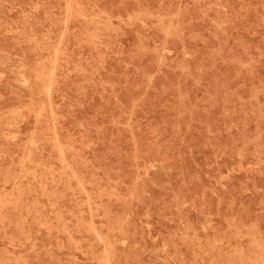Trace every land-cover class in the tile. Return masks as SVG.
I'll return each instance as SVG.
<instances>
[{
    "label": "rangeland",
    "instance_id": "obj_1",
    "mask_svg": "<svg viewBox=\"0 0 264 264\" xmlns=\"http://www.w3.org/2000/svg\"><path fill=\"white\" fill-rule=\"evenodd\" d=\"M106 261L264 264V0H0V264Z\"/></svg>",
    "mask_w": 264,
    "mask_h": 264
},
{
    "label": "bare ground",
    "instance_id": "obj_2",
    "mask_svg": "<svg viewBox=\"0 0 264 264\" xmlns=\"http://www.w3.org/2000/svg\"><path fill=\"white\" fill-rule=\"evenodd\" d=\"M32 37H33V35H32ZM55 50H56V49H55ZM54 52H55V51H54ZM21 65H22V64H21ZM26 68H28V66H27ZM17 74H18V73H17ZM20 74H21V73H20ZM20 74H19V75H20ZM31 79H32V78H31ZM25 80H26V78H25ZM18 81H19V80H18ZM22 81L24 82V79H23ZM22 81H21V82H22ZM48 82H49V79H48ZM24 84H25V83H24ZM47 84H48V83H47ZM44 87H45V86H44ZM44 87H43V88H44ZM44 89H45V88H44ZM48 91H49V90H48ZM47 93H48V92H47ZM12 112H13V111H12ZM21 112H22V111H21ZM14 113H15V110H14ZM4 124H5V123H4ZM10 124H11V123H10ZM10 124L7 123V125H10ZM10 126H12V125H10ZM12 133H13V132H12ZM16 133H17V132H16ZM10 134H11V133H10ZM31 134H32V132H31ZM2 135H3V134H2ZM6 135H7V134H6ZM8 135H9V134H8ZM11 136H12V135H11ZM14 136H15V135H14ZM14 136H13V137H14ZM30 137H31V136H30ZM31 138H32V137H31ZM10 139H11V137H10ZM30 140H31V139H30ZM28 142H29V141H28ZM29 143H30V142H29ZM31 143H32V142H31ZM31 143H30V145H31ZM33 144H34V143H32V145H33ZM34 145H36V144H34ZM36 147H37V146H36ZM55 148H56V147H55ZM36 149H37V148H36ZM59 149H60V148H59ZM60 150H61V149H60ZM28 152H29V150H28ZM28 152H27V153H28ZM29 153H30V152H29ZM60 154L62 155V152H61ZM19 156H20V155H19ZM26 157H27V156H26ZM125 215H126V214H125ZM143 215H144V214H143ZM146 216H147V215H146ZM31 220H32V219H31ZM121 222H123V221H121ZM115 223H116V222H115ZM145 223H146V222H145ZM145 223H144V224H145ZM47 225H48V224H47ZM39 226H40V223H39ZM25 227H26V226H25ZM17 228H18V227H17ZM18 229H20V228H18ZM49 229H50V227H49ZM203 229H204V228H203ZM239 229H240V228H239ZM24 230H25V229H24ZM14 231H15V230H14ZM20 231H21V229H20ZM35 231H36V230H35ZM23 232H24V231H23ZM48 233H49V232H48ZM95 233H96V232H95ZM95 233H94V234H95ZM236 233H237V232H236ZM236 233H235V234H236ZM46 235H47V234H46ZM97 235H98V237H99V234H97ZM8 236H9V235H8ZM10 236H13V235H10ZM98 237H97V240L99 239ZM10 238H11V237H10ZM14 238H15V237H14ZM126 238H127V236H126ZM12 239H13V238H12ZM123 239H124V238H123ZM102 240H104V239H102ZM119 240H120V239H119ZM126 240H127V239H126ZM9 241H10V240H9ZM18 241H19V239H18ZM98 241H99V240H98ZM100 241H101V238H100ZM106 241L108 242V240H106ZM120 241H121V240H120ZM12 242H13V241H12ZM17 243H18V242H17ZM100 243H101V242H100ZM55 244H56V243H55ZM107 244H108V243H107ZM42 245H43V244H42ZM47 245H49V244L47 243ZM50 245H51V244H50ZM99 245H100V244H99ZM122 245H123V243H122ZM125 245H126V244H125ZM101 246H103V242H102V245H101ZM109 246H110V245H109ZM116 246H117V245H116ZM126 246H127V245H126ZM42 247H43V246H42ZM49 247H50V246H49ZM49 247H47V248H49ZM107 247H108V246H107ZM107 247H106V248H107ZM161 248H163V247H161ZM115 249H117V248H115ZM107 250H108V249H107ZM101 251L103 252L104 250H101ZM11 253H12V252H11ZM93 253H94V252H93ZM42 254H43V253H41V255H42ZM106 254H107V253H106ZM106 254H105V255H106ZM12 256H13V254H12ZM14 256H15V255H14ZM106 258H107V257H106ZM112 259H113V258H112ZM101 260H102V259H101ZM105 260H106V259H105ZM113 260H115V263H116V259H113ZM95 261H96V259H95ZM103 262H104V261H103ZM106 262H107V261H106ZM109 263H110V262H109ZM109 263L107 262V264H109Z\"/></svg>",
    "mask_w": 264,
    "mask_h": 264
}]
</instances>
